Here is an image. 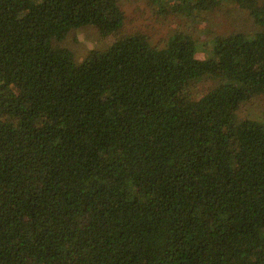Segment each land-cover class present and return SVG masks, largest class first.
<instances>
[{"label":"trees","instance_id":"16d2710c","mask_svg":"<svg viewBox=\"0 0 264 264\" xmlns=\"http://www.w3.org/2000/svg\"><path fill=\"white\" fill-rule=\"evenodd\" d=\"M228 1L254 34L160 47L117 0H0V264H264V118L237 116L264 95V0ZM83 26L111 41L76 62L54 41Z\"/></svg>","mask_w":264,"mask_h":264},{"label":"rangeland","instance_id":"374dc122","mask_svg":"<svg viewBox=\"0 0 264 264\" xmlns=\"http://www.w3.org/2000/svg\"><path fill=\"white\" fill-rule=\"evenodd\" d=\"M123 13L121 33L139 31L148 36L153 45L165 47L174 29L185 30L194 34L198 41L213 40L216 36L243 32L248 35L257 31L251 16L238 4L228 0H212L210 8L200 18L192 21L180 18L167 12L162 15L153 0H117ZM111 41V37H102L92 26L71 29L64 39L54 41L56 46H65L72 50L74 60L81 61L91 50H103ZM202 60L205 52L199 50L196 56ZM241 123L247 120L264 118V95H256L243 103L237 111Z\"/></svg>","mask_w":264,"mask_h":264}]
</instances>
